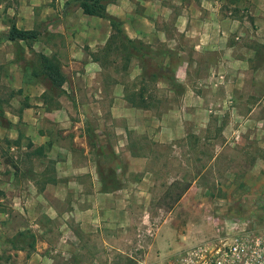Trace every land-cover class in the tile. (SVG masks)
Returning a JSON list of instances; mask_svg holds the SVG:
<instances>
[{"label":"rangeland","instance_id":"374dc122","mask_svg":"<svg viewBox=\"0 0 264 264\" xmlns=\"http://www.w3.org/2000/svg\"><path fill=\"white\" fill-rule=\"evenodd\" d=\"M103 3L133 43L78 0H0V37L39 34L0 41V264H163L264 228V0Z\"/></svg>","mask_w":264,"mask_h":264},{"label":"built area","instance_id":"2783aa9c","mask_svg":"<svg viewBox=\"0 0 264 264\" xmlns=\"http://www.w3.org/2000/svg\"><path fill=\"white\" fill-rule=\"evenodd\" d=\"M163 264H264V228L231 222L165 254Z\"/></svg>","mask_w":264,"mask_h":264},{"label":"trees","instance_id":"16d2710c","mask_svg":"<svg viewBox=\"0 0 264 264\" xmlns=\"http://www.w3.org/2000/svg\"><path fill=\"white\" fill-rule=\"evenodd\" d=\"M79 6L82 11L88 15H97L99 17L107 18L110 21L111 27L116 34L121 35L128 43H133V40L124 35L121 25L114 17L109 16L106 13V5L103 0H78ZM38 32L34 30L21 29L16 26L15 23L11 24L6 34L0 37V41L7 40L10 42H29L35 41L38 38ZM113 36V35H112ZM39 57V72L47 79L50 88L60 89L65 81V77L61 72L58 61L52 59L44 54H38ZM145 83V82H144ZM132 99V98H131ZM130 100L134 103V100ZM3 112L0 111V117Z\"/></svg>","mask_w":264,"mask_h":264},{"label":"crops","instance_id":"0c3cea01","mask_svg":"<svg viewBox=\"0 0 264 264\" xmlns=\"http://www.w3.org/2000/svg\"><path fill=\"white\" fill-rule=\"evenodd\" d=\"M69 1V0H68ZM68 11H69V9H68ZM71 13L73 12V11H70ZM91 65H94V62L92 61V62H89ZM149 264H161L160 262H152V263H149Z\"/></svg>","mask_w":264,"mask_h":264}]
</instances>
